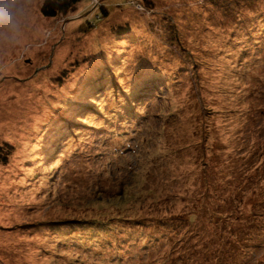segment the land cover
<instances>
[{
    "label": "rangeland",
    "instance_id": "rangeland-1",
    "mask_svg": "<svg viewBox=\"0 0 264 264\" xmlns=\"http://www.w3.org/2000/svg\"><path fill=\"white\" fill-rule=\"evenodd\" d=\"M43 2L0 29V264H264V0Z\"/></svg>",
    "mask_w": 264,
    "mask_h": 264
},
{
    "label": "trees",
    "instance_id": "trees-1",
    "mask_svg": "<svg viewBox=\"0 0 264 264\" xmlns=\"http://www.w3.org/2000/svg\"><path fill=\"white\" fill-rule=\"evenodd\" d=\"M82 0H44L41 7V14L45 17H55L57 14H66L69 11H74L77 4L80 3ZM236 212L241 213L240 210H237L234 208ZM235 213V212H234ZM258 215L255 216L254 214L249 216H246L245 220L249 223L250 228H255V230L259 227L258 224L261 221V218H264V214L257 213ZM178 220H182L183 222L186 220L183 216V214L179 217H177ZM241 219V218H240ZM259 220V221H258ZM258 231V230H257ZM241 240L245 241L243 242L244 248L248 249L250 245L255 244L254 249L259 248L260 246H263L262 243L259 241L260 235H257L255 233L251 235L249 232L246 233H240ZM264 241V239H261ZM259 241V242H258ZM256 251H259L258 249Z\"/></svg>",
    "mask_w": 264,
    "mask_h": 264
},
{
    "label": "clouds",
    "instance_id": "clouds-1",
    "mask_svg": "<svg viewBox=\"0 0 264 264\" xmlns=\"http://www.w3.org/2000/svg\"><path fill=\"white\" fill-rule=\"evenodd\" d=\"M22 15L23 9L19 0H0V29L8 33H16Z\"/></svg>",
    "mask_w": 264,
    "mask_h": 264
}]
</instances>
